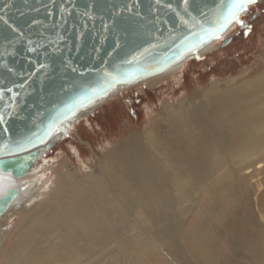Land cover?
<instances>
[{"label":"rangeland","instance_id":"374dc122","mask_svg":"<svg viewBox=\"0 0 264 264\" xmlns=\"http://www.w3.org/2000/svg\"><path fill=\"white\" fill-rule=\"evenodd\" d=\"M248 8L224 36L201 50L198 57L208 58L206 66L199 62L201 70L187 60L144 82L119 89L111 103L95 110L111 98L98 104L86 121L82 118L91 111L67 128V135L33 165L34 174L28 180L36 198L0 222L4 231L0 264H19L21 259H27L28 264H56L54 251L32 253L30 244L39 231L52 227L63 236L59 229L64 222H75L67 215L70 208L92 214L98 211L96 216H102L103 226L109 228L100 264H264L258 238V231L264 228V147L226 159L222 148L227 142L217 139L216 145L206 148L210 140L198 139L193 145L194 159L202 169L188 176L178 174V169L175 174L168 173L163 160L178 163L177 168L180 160L185 161L181 159L183 141L188 138L179 132L180 117L187 116V107L204 99L227 98L239 108L256 109L260 134L254 132L253 139L264 140V98L255 102L256 92L252 98L250 91L264 81V0H253ZM249 21L252 31L239 34ZM227 37L231 41L221 46ZM229 69L232 72L225 74ZM194 124L197 130L198 123ZM248 132L247 127L245 136ZM152 133L153 148L160 156L148 143ZM134 141H140L150 154L151 164L165 172L162 184L168 189L165 194L173 199L165 211L175 218L174 235L168 230L169 220L153 217L145 202L136 199L135 186L124 182L121 172L114 174L127 157V145ZM209 151L218 152L213 165L207 159ZM99 179L102 196L94 195ZM80 230L77 227V238L69 240L71 245L81 242ZM40 239H46L47 245L46 237Z\"/></svg>","mask_w":264,"mask_h":264},{"label":"water","instance_id":"95a60500","mask_svg":"<svg viewBox=\"0 0 264 264\" xmlns=\"http://www.w3.org/2000/svg\"><path fill=\"white\" fill-rule=\"evenodd\" d=\"M252 1L0 0V171L27 172L66 126L199 55Z\"/></svg>","mask_w":264,"mask_h":264},{"label":"bare ground","instance_id":"6f19581e","mask_svg":"<svg viewBox=\"0 0 264 264\" xmlns=\"http://www.w3.org/2000/svg\"><path fill=\"white\" fill-rule=\"evenodd\" d=\"M250 91L251 96L252 94H254V92H256V95H253L256 99L254 100L255 102L263 99L264 81H262L260 85L251 88ZM251 101L253 100L251 99ZM261 103L263 106L262 111L264 113V99ZM258 113L259 112H257L256 109H252L250 107L239 108L227 98L204 99L191 104L190 107L186 108L187 116L180 117L181 126L179 127V132L187 134L188 138L187 140L185 139L186 141H183L184 147L182 149V152L184 151L185 153L184 155H182L181 159L183 158L185 159V161L181 163L180 158L177 157L179 158L181 164L177 168L179 164L176 163L178 164L176 165L174 162H172L169 158V154L166 152V157L171 161H167L165 158H163L166 164V171L170 174H175V170L178 169V174L182 176H188L192 171L202 169L199 161L197 159H194L197 154L194 149L195 146H193L194 141H198V139L202 138H204V140L209 139L211 142H209L210 145L206 148L212 145H216L217 139H221L222 141L224 140L225 142H227L228 147L227 145H224V148H222L225 151L226 159H228L231 154L242 157L247 152L251 154V152L260 147V145L261 147H264V140L257 141L253 139L254 132L256 135L260 134V126L257 123L259 118ZM194 122L198 123L197 130ZM70 126H66L65 129L67 130V128H69ZM247 127L249 128V135L245 136ZM152 138H155L154 133H152L151 137H148V143L152 144L151 149H153V153L156 152L160 156L161 154L153 148ZM127 147V157L121 161L120 169H115L114 174L119 176L117 172H121L124 176L123 181L126 183L131 182L130 184L135 186L136 199H141L145 202L149 213L153 217H165L169 220L168 230L172 235H174L175 218L173 216L167 215L168 213H166L165 211L171 198L169 199L165 194V192L167 193L168 189L165 188V186L162 184V179L165 178L164 170L158 166L151 164L150 154L145 149L146 147L144 146V148L141 145L140 141H134L127 145ZM172 153H178V155L180 154L179 151H172ZM217 154L218 152L209 151L207 159L211 162V165L214 164ZM32 168L19 176L12 175L5 171H0V222L3 218H6L13 212L26 208L27 205L36 198V194H31L33 192L34 186L30 187L31 182L30 180H28V178H30V176L34 174L31 172ZM102 172H104L103 167ZM192 177H195V174H193ZM100 178L102 179V176ZM101 179H99V182L97 184L98 191H95L94 195H98L99 193L102 196L103 194L100 185ZM181 181L185 182V180ZM36 182L37 181L35 179L32 180L33 184H36ZM40 182L42 183L43 181L41 180ZM122 185L123 184L121 182L118 184L120 189ZM161 192L162 195L160 194ZM85 205L89 207L87 204ZM102 207V213H104L106 209L103 204ZM72 209L74 208L68 209L67 215L69 217H74L75 222L67 224H65L64 222L63 226L59 229L60 234H62L63 236L59 237L58 232H56V228L54 227L50 228L47 231L41 230L39 231V234L36 235V238H33L30 244L31 252L34 253V251L36 252L38 250H44L45 253H49L50 250L54 251V253L56 254V264H100L102 260V248L105 240L107 239L106 235L109 233L108 231H110L109 228H105L103 226V222L101 219L102 216H96V213L98 211H94V213L92 214L91 211L86 209H79L75 212L72 211ZM263 214L264 213H262V215ZM105 217L108 216L105 215ZM68 221L69 220H66V222ZM48 226L49 224L47 223V221H45V227ZM77 227H80L81 229L79 232L81 233L80 240L82 244L80 241H78L76 243L77 246L75 245V247L69 243V240L77 238V235L74 234L78 232ZM256 229L260 228L257 227ZM257 231L258 230H256L255 233ZM3 232L4 231L0 229V246L3 242ZM29 234L30 232H27V235ZM258 234V238H260L261 245L264 250V228H261L260 231H258ZM40 237H46L49 240L47 245H45L47 240L40 239ZM255 237L256 236L254 235V238ZM58 241L60 243H58ZM28 255L34 256V254L31 253H29ZM27 262V259H21L19 264H28Z\"/></svg>","mask_w":264,"mask_h":264},{"label":"trees","instance_id":"16d2710c","mask_svg":"<svg viewBox=\"0 0 264 264\" xmlns=\"http://www.w3.org/2000/svg\"><path fill=\"white\" fill-rule=\"evenodd\" d=\"M249 9V8H248ZM246 13V12H245ZM244 13V14H245ZM244 14L241 16V18L242 17H244ZM250 26H252V22H250L249 21V24L247 23V25L245 26H242V28H240V30H239V34H243V33H250L251 31H252V29H250ZM208 59V58H207ZM207 59H206V56L205 57H203L202 59L201 58H199L198 57V55H196V56H194V57H192V58H190V59H188V62H190V63H195V64H198V69L199 70H201V66L202 65H200V63L202 62V64H205V66H206V61H207ZM210 61V58H209V60H208V62ZM200 62V63H199ZM189 67V66H188ZM192 70V67L189 69V70H187V71H191ZM232 71L229 69V70H227L226 71V73L225 74H229V73H231ZM205 73V72H204ZM214 75H217V74H214ZM199 76V75H198ZM112 98L110 99V101H107V102H105L104 104H100L98 107H96L95 108V110H97L98 108H100V107H102L103 105H105V104H108V103H111L112 101ZM94 110V109H93ZM91 111L90 113H88V115L85 117V118H82V119H84L85 121L87 120V117L89 116V114H92V113H94L95 112V110L94 111ZM81 119V120H82ZM80 120V121H81ZM96 131V130H95Z\"/></svg>","mask_w":264,"mask_h":264},{"label":"flooded vegetation","instance_id":"af4514ba","mask_svg":"<svg viewBox=\"0 0 264 264\" xmlns=\"http://www.w3.org/2000/svg\"><path fill=\"white\" fill-rule=\"evenodd\" d=\"M251 22V21H250Z\"/></svg>","mask_w":264,"mask_h":264}]
</instances>
